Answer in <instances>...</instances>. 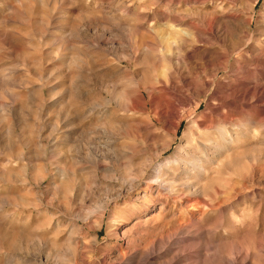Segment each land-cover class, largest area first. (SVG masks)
I'll list each match as a JSON object with an SVG mask.
<instances>
[{
	"label": "rangeland",
	"instance_id": "374dc122",
	"mask_svg": "<svg viewBox=\"0 0 264 264\" xmlns=\"http://www.w3.org/2000/svg\"><path fill=\"white\" fill-rule=\"evenodd\" d=\"M0 264H264V0H0Z\"/></svg>",
	"mask_w": 264,
	"mask_h": 264
},
{
	"label": "bare ground",
	"instance_id": "6f19581e",
	"mask_svg": "<svg viewBox=\"0 0 264 264\" xmlns=\"http://www.w3.org/2000/svg\"><path fill=\"white\" fill-rule=\"evenodd\" d=\"M158 178L161 179L160 182H163V179H162V173H161V172H159V174H158Z\"/></svg>",
	"mask_w": 264,
	"mask_h": 264
}]
</instances>
